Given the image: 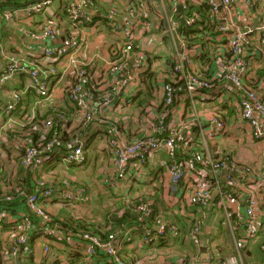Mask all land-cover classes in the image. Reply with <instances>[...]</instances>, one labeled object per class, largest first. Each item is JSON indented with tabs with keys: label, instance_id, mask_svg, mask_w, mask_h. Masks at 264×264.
I'll list each match as a JSON object with an SVG mask.
<instances>
[{
	"label": "built area",
	"instance_id": "obj_1",
	"mask_svg": "<svg viewBox=\"0 0 264 264\" xmlns=\"http://www.w3.org/2000/svg\"><path fill=\"white\" fill-rule=\"evenodd\" d=\"M76 1L65 0L52 16L48 10L55 0H35L23 6L0 3V87L13 81L21 85L4 101L0 99V124L24 109L29 93L38 96L36 105L47 103L49 109H59L50 99L64 84L65 103L78 110L76 121L83 126L67 141L60 132L47 144H20L19 164L25 173H33L35 186L27 192L15 188L17 196L25 195L16 205L12 204L16 195L0 193V264H26V256L34 254L38 242L44 253L39 264L51 260L48 256L57 244L85 254L90 262L101 253L102 261L116 264H128V242L135 233H142V247H147L156 232L147 222L151 202L137 205L132 223L123 224L107 238L89 230L65 235L53 220L58 207L70 203H80L81 212H92L82 208L90 201L87 190L67 180L60 185L57 175L68 173L71 164L81 166L87 161L86 130L94 120L95 106L111 109L125 95L133 96L146 72L155 73L160 97L151 102V130L131 141L115 122L102 120L108 127L104 134L117 177L128 180L132 169L141 173L149 159L167 152L174 190L182 184L189 187L190 202L200 210L201 218H196L190 232L193 243L201 245L202 220L216 192L217 206L237 247V255L224 264H244V251L259 236L264 220V0H150L148 8L132 2L128 10L137 11L123 15L116 0H107L105 12L97 0ZM37 17L43 18L40 25L23 31L32 43L23 48L8 43L5 32ZM93 25L109 27L107 34L112 38L111 58L101 75L108 90L97 98L86 93L84 84L98 81L83 56L91 43L87 29ZM147 33L164 48L150 55V60L140 43ZM31 110L33 118L38 110L35 106ZM64 118L59 113V122ZM55 120L51 114L43 121L46 133L59 125ZM10 180L15 186L21 184L11 160H1L0 184ZM237 193L244 206L239 220L234 209ZM156 224L159 237L166 233L181 236L175 225L162 219ZM260 249L264 254V242ZM212 258L210 254L196 264Z\"/></svg>",
	"mask_w": 264,
	"mask_h": 264
},
{
	"label": "crops",
	"instance_id": "obj_2",
	"mask_svg": "<svg viewBox=\"0 0 264 264\" xmlns=\"http://www.w3.org/2000/svg\"><path fill=\"white\" fill-rule=\"evenodd\" d=\"M64 1L65 0L58 2V6L56 8L50 7L48 10L49 16L54 15L60 9L61 3ZM97 1L100 2V0ZM101 1L104 3L100 4V10L107 11L108 8L105 9L106 4L108 5L107 0ZM116 2L120 15H123L125 12L132 13L137 11L128 10V8L132 6V2L137 3L138 7L139 3L143 4L145 8L150 7V0H116ZM135 15L137 16V14ZM41 20H43V18L37 17L31 22H20L18 23L17 27L13 28V30L5 32V38L10 45H17L19 48H23L26 44L33 42V39H31L29 35H26L23 31L25 28L30 29L32 27L39 26ZM60 22L63 24L62 26L66 25L64 20H61ZM107 30H109V27L97 28V25H93V27L87 29V36H89L91 43L89 46H85L83 49V56L89 60L87 69L93 77L98 79V81L101 80V75L107 66V62L110 61L111 58L112 46L110 43L112 38L107 34ZM140 43L142 51L145 52V55H147L148 58L150 55H156L157 52L164 50L160 44L156 43L154 35H150V33L142 35ZM46 45H50V43H46ZM130 63L133 62L130 60ZM1 71L2 68L0 67V72ZM20 86L21 85L19 82L13 81L11 85L0 87V99L4 101V99L9 96L10 92L15 87L18 88ZM152 91L154 99H159L160 97L156 92L155 87ZM131 94L135 95L134 93ZM126 96L128 98L130 97V95H125L121 99V102L115 103L114 107L111 109L100 110L98 109L97 105L95 106L94 120L90 127L86 130L88 138L86 137L87 146L85 148V154L87 156V162L90 163L85 173L77 176V172L81 171L74 170L75 167H71L68 173L62 172V177H57L62 179L63 183L66 180L70 181L75 186V188H80V186L84 185L87 186L89 188L90 194H93L92 198L97 196L95 199H97L99 195H102L103 191L105 193L109 192L106 187L104 189L102 188L106 185V182L109 185V183H111L110 180H115L114 183L110 184L112 188L116 189L117 192L124 191L127 194L122 200L128 197L132 188L136 193V196H139L145 191H150L154 195V193L158 190L161 201L156 205V207L159 209L163 208L164 210L167 209V213H171L172 217H174V215L180 216V219L177 220V224H173L174 222H171L172 219H167L162 213H158L156 216H153L155 207L152 205H154V201L150 199L148 202H151L152 212L150 213V222H147L151 227L154 228V230H156V233L153 234L152 239L146 248L142 247V233L134 234L133 238L128 242L126 253L128 264H182L180 261L186 259L187 261L185 264H196L198 262L206 261L208 255L210 254L213 255V258L206 264H224L227 255L231 253L230 252L227 254L226 248L229 244L230 245L228 247L233 248V243L232 240L229 243L228 240L225 239L226 234L231 232L228 226H226L223 212L217 206L216 197L215 199H212L210 206L207 208L206 215L202 220V229L201 233L199 234L201 245L196 246L193 243L191 237L189 239L187 234H185L186 229H184V223H189V220L192 218H201L200 210L198 206H195L190 202L189 187L186 186V188H184L182 184L177 190H174V185L170 181V173L166 166V163L168 162L167 152H162L161 154H157L153 158L149 159L143 167L144 169L141 173H139L140 170L135 171L132 169L130 171L128 180H119L118 177L115 179H113V177L108 178V176L116 175H114L115 172L113 171V165L111 164L112 161L106 158L105 155L106 152L110 154L107 147V137L104 134L108 127L107 125L103 124L102 120H111L113 115H115V122L123 124L122 126L125 128V130L130 131L131 137L129 138H126V134L121 132L124 138L131 141L140 138L139 134L141 131L135 130L133 129V126L128 125V118L130 116L126 114V106L128 105V98L125 99ZM64 97V84H61L56 88L55 94L50 100H52L53 104H57V106L61 108L66 105V99ZM154 99H152L151 102ZM37 100L38 96L36 94L29 93L26 100L24 101V109L20 108V111L16 113L18 115L6 116L3 122L0 124V127H3L6 120L9 122L11 118L19 120L22 114L24 115L26 110L32 109L34 106L38 111L42 112V110H46L48 104L42 103L40 105H36L35 101ZM148 112L149 115H147L146 118L143 116L141 117V114L136 113V111L132 112L134 114V120L131 121L134 125L137 124V121L143 122L142 125L144 129H147L149 132L151 130L150 128H152V123L154 122V114L151 109L149 110V108ZM147 124L150 125L148 126ZM78 125L79 123L77 121H73L71 126L68 129H65V131L69 132ZM5 129L6 126L0 128V161L10 159V153L7 150H18L19 145L21 144L19 138L9 137V135L5 134ZM15 153L16 151L12 154ZM163 155H166L167 158L161 159ZM111 165L112 168L110 167ZM140 169L142 170V168ZM73 175L75 178L71 177ZM95 181L100 182L98 191L91 190V188L95 186V183H93ZM240 198L241 195L237 193L235 197L236 202L234 204V209L236 211V218L238 220L243 219L244 214V206L241 203ZM94 206H96V204H94ZM94 206L93 200H91V202L86 203V205L82 206V208H86L88 211L91 209L92 214L96 215L97 217L101 216L99 213L100 207L95 208ZM79 216L80 215H78V217ZM157 219H162L169 224L177 226L181 230V236L175 237L171 233H166V235L160 237V239L157 233ZM260 245L261 244L258 242H251L249 247H247V249L244 251V257H246V259L252 260V258H254L255 260H259L257 263L248 261L249 264H264V254L260 249ZM257 246H259V251H255V248H258ZM203 248L205 249L204 251ZM55 250L59 251V247H56ZM65 250L67 251V249ZM34 251L41 253V255H32L30 257L26 256V264L29 262L31 264H39V262L43 259L44 253L42 242L35 244ZM54 253L55 251L53 250L52 255H49L48 257L53 256ZM89 264H91V262Z\"/></svg>",
	"mask_w": 264,
	"mask_h": 264
},
{
	"label": "trees",
	"instance_id": "obj_3",
	"mask_svg": "<svg viewBox=\"0 0 264 264\" xmlns=\"http://www.w3.org/2000/svg\"><path fill=\"white\" fill-rule=\"evenodd\" d=\"M33 1L35 0H5V1H0V3L8 4L10 6H23ZM132 52L137 53L136 50H133ZM144 57L148 58L147 55H144ZM155 81H158V79L155 77V73L153 72H146L141 75V86L139 91H137L135 95L130 96L127 102L129 106H131L133 109H136V113L144 114L145 111L147 113L148 108H150L151 106L150 102L154 98L152 90L155 87ZM104 82L105 81L103 78H101V80L97 82H88V83L85 82L84 84L86 86V93L88 92L92 93L95 96V98H97V94L99 93H101L102 95L108 90L107 88L104 87L103 85ZM54 110L55 111L47 107V109L42 110V112L37 111L35 116L32 118L31 117L32 110L29 109L27 111V114H24L19 118V125L11 124L7 126L6 129L4 130V133L9 135V137L19 138L20 140L19 139L18 140L20 141V143L24 141H29L33 145H39L42 143L47 144V142H49L60 132L62 133L61 135L63 141L70 140L71 137L77 134L79 132V129L83 127L81 126L82 124H80L79 126H76L74 129H72L69 132L65 131V129H68L71 126L72 122L74 121L73 118L78 114L77 113L78 110L77 111L74 110L73 107L68 103H66V105H64L63 107L59 109L55 108ZM61 112L65 117L64 118L65 121L59 122V113ZM51 114H54L56 116L55 121L59 125H56L53 130H51L49 133H46L43 129V121L46 120L47 117ZM147 115H149V113H147ZM111 120L109 121L113 123L115 122L114 117H112ZM114 124H116L119 127V131L126 134V138L131 137L130 131L125 130V128L122 126L121 123L115 122ZM7 151L10 153L11 169H14L16 178L18 182L21 181V184L15 186V181L13 180L6 181L4 184H0V193L16 195L15 188H17L18 186L23 187L26 190V192L28 189H31L33 191L35 186L33 173L31 172L25 173L23 171V168L19 164V157H21V154L20 156L17 154L21 153V145H19L18 150H15L16 151L15 154H12L15 151H12L11 149ZM110 154L111 156H113L111 152ZM57 167L58 164H56L52 168H57ZM58 183L60 185L64 184L62 179H58ZM83 188L87 190V193L90 196V201H88L87 203L91 202V200H94L97 197L96 196L92 198L93 194H90L89 188L87 186L84 185ZM24 197L25 195L21 197L16 195L14 200L12 201V204L16 205V202H18L19 199ZM150 199L154 201V205H152L155 207L153 216H156L158 213H162L167 219H172L171 222H174L173 224L178 223L177 220L180 219L179 215H174V217H171V213L170 214L167 213V209L164 210L163 208L159 209L156 207V205L161 201L158 190L157 192L154 193V195L150 191H145L139 196H136V193L134 192L133 188L132 190H130V193L127 198H125L122 201H115V204H112L111 207L104 208L102 216H98L100 218L92 214V212L87 214L79 211L78 207L80 203L75 202V203H70L63 207H58L56 214L53 215V220L54 223H56L60 227V229L65 233V235H67V233L89 230L92 231L93 233L102 235L104 238H107V236L110 233H118V230L121 229V226L123 224H128L130 222L132 223V220L137 217L135 212L137 205L147 203L148 201H150ZM77 211L80 212L78 213L80 215L79 217L77 214L74 213ZM148 221L150 222V214L148 215ZM195 223H196V219L194 218L190 219L189 223L188 222L184 223V229H186L185 234H187V237L189 239H190V232L192 231ZM63 242L65 243L66 241ZM252 242L253 243L258 242L259 244L264 242V220H263V227L259 236ZM54 251L55 253L53 254V256L52 257L50 256L51 260L49 262L46 260L45 264H89L90 263V260L86 258V255L80 252L69 251V250L66 251L65 249L62 248H59V251L55 250L54 248ZM64 255L66 256L64 257ZM99 262H102V264H116L115 262L112 261H105V262L102 261L101 253H99L98 256L94 257V262H91V264H99Z\"/></svg>",
	"mask_w": 264,
	"mask_h": 264
},
{
	"label": "rangeland",
	"instance_id": "obj_4",
	"mask_svg": "<svg viewBox=\"0 0 264 264\" xmlns=\"http://www.w3.org/2000/svg\"><path fill=\"white\" fill-rule=\"evenodd\" d=\"M58 2H59V0H55V2H54V4L52 5V7L54 8H56L57 6H58ZM101 3H104L103 1H101L100 0V4ZM123 4H124V1H123ZM108 6H109V4L107 5L106 4V6H105V9H107L108 8ZM121 17V16H120ZM101 28H105V26L104 25H102V27ZM13 30V29H12ZM108 31V30H107ZM13 32V31H12ZM7 40V39H6ZM158 60V59H157ZM1 68H2V70H3V67L2 66H0ZM2 72V71H1ZM0 72V73H1ZM127 97V96H126ZM154 99V98H153ZM157 100H159V99H154L152 102H156ZM7 103V102H6ZM35 103L36 104H38V100L37 101H35ZM39 109H40V107H39ZM149 110H150V108H149ZM134 112V111H136V109H133L131 106H129V105H127L126 106V114L127 115H129L130 117L128 118V125L129 126H133L134 128L133 129H135V130H140L141 131V133L139 134V137L140 138H142V137H144L147 133H148V130L147 129H144V127H143V125H142V123L143 122H139V121H137V124L136 125H134L133 123H132V121L134 120V114L132 113V112ZM147 113H149L148 111H147ZM147 113H146V111L144 112V115L143 114H141V117L143 116V117H147ZM17 117V116H16ZM113 117H115L116 118V116L115 115H113ZM74 119V121H76V119H77V115L73 118ZM3 120V119H2ZM132 120V121H131ZM18 119H13V118H11V120H9V122H8V120H6V122L4 123V125H3V127L4 126H9V125H11V124H18L19 125V123H18ZM92 123V122H91ZM90 123V124H91ZM123 125V124H122ZM148 125V124H147ZM149 126V125H148ZM3 127H0V128H3ZM89 127H90V125H89ZM134 130V131H135ZM147 132V133H146ZM146 133V134H145ZM139 139V138H138ZM137 140V139H136ZM105 155H106V158H108V159H110V161H112V156L109 154V153H105ZM167 157H166V155H163L162 157H161V159H166ZM89 163L90 162H85L83 165H81V166H76V165H73V164H71L72 165V167H75L74 168V170H78V171H81V172H77V176H80V174H84L85 173V171L88 169V165H89ZM111 164H112V162H111ZM78 167V168H77ZM111 168H112V165L110 166ZM113 171H114V168H113ZM115 172V171H114ZM61 174L63 175V173H58V176H61ZM114 175H116V176H108V178H112L113 177V179H115V178H117V173L115 172L114 173ZM196 176V175H195ZM72 178H75V176L73 175V176H71ZM119 179V178H118ZM120 180V179H119ZM134 180V179H133ZM123 181H125V180H123ZM98 181H95V182H93V183H95V186H93L92 188H91V190H93V191H98L99 190V187H100V185H99V183L100 182H98ZM110 182L111 183H109V185L107 184V182H106V185L105 186H103V188L102 189H104L105 187L109 190V192H107V193H105L103 190V194L102 195H99L98 196V198L97 199H94L93 200V206H94V204H96V206H94L95 208H98V207H100V211H99V213H100V215L102 216V213H103V210H104V208H109V207H111L112 206V204H115V200L116 201H122V199L127 195L124 191H122V192H117V190L116 189H114V188H112V186H110V184H112V183H114L115 182V180H110ZM145 184V183H144ZM110 188V189H109ZM172 217V216H171ZM225 239H227L228 240V242L230 243V241L232 240V243H233V248L232 247H228L227 246V248H226V253L228 254V253H232V250H233V253L231 254H228L227 255V258L226 259H228V258H230V257H232V256H235V255H237V247H236V245H235V240H234V238L232 237V235L228 232L227 234H226V236H225ZM224 239V240H225ZM57 247H59V248H65V249H67V250H69L65 245H62V244H57ZM258 248H255V251L257 250V251H259V246H257ZM34 256L35 255H41V253H39V252H34V254H33ZM226 259H225V261H226ZM255 262V263H257V261H259V260H255L254 258H252V260H248V259H246V257H244V259H243V262H244V264H249V262ZM28 264H31L30 262L28 263ZM45 264V263H44Z\"/></svg>",
	"mask_w": 264,
	"mask_h": 264
},
{
	"label": "water",
	"instance_id": "obj_5",
	"mask_svg": "<svg viewBox=\"0 0 264 264\" xmlns=\"http://www.w3.org/2000/svg\"><path fill=\"white\" fill-rule=\"evenodd\" d=\"M31 191L29 190V192L28 193H30ZM216 195H217V193L216 192H214L213 193V196H212V199H215V197H216ZM205 249L203 248V251H204Z\"/></svg>",
	"mask_w": 264,
	"mask_h": 264
}]
</instances>
